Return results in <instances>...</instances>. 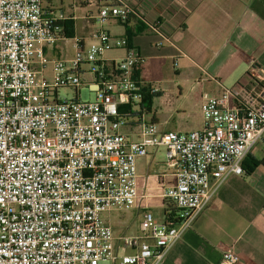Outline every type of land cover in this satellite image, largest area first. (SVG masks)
I'll list each match as a JSON object with an SVG mask.
<instances>
[{"label":"built area","instance_id":"1","mask_svg":"<svg viewBox=\"0 0 264 264\" xmlns=\"http://www.w3.org/2000/svg\"><path fill=\"white\" fill-rule=\"evenodd\" d=\"M81 1L98 8L100 24H126L136 14L121 0ZM65 20L46 16L43 0H0V264H165L263 141L264 68L253 62L248 83L203 93L202 129L161 132L141 123L139 141H131L120 132V108L143 100L135 77L141 56L126 38L98 28L86 49L77 41L73 57L51 58ZM120 48L123 57L106 59ZM83 86L93 99L81 101ZM61 89L74 97L62 98ZM157 147L175 172L162 196L177 212L163 224L145 212L138 234L117 238L102 215L133 209L137 160ZM116 240L133 252L118 254ZM240 263L234 247L219 262Z\"/></svg>","mask_w":264,"mask_h":264},{"label":"crops","instance_id":"2","mask_svg":"<svg viewBox=\"0 0 264 264\" xmlns=\"http://www.w3.org/2000/svg\"><path fill=\"white\" fill-rule=\"evenodd\" d=\"M121 2L136 12L126 24L113 19L99 24L98 8L81 0H43V8L48 17L66 18L61 39L47 50L52 58L73 57L67 53L71 41L74 53L77 41L86 49L98 28L113 38H126L137 49L142 58L140 88L150 99L120 108V132L131 141H139L141 123L153 124L161 132L202 129L203 93L217 95L248 83L253 62L264 68V0ZM65 24L72 27V37L66 36ZM124 55L120 48L106 52L105 57ZM263 159L264 138L245 159L243 175L224 182L193 227L168 252L165 264H219L230 247L240 254V264H264V166L259 164ZM165 162L164 147L150 148L137 160L136 205L116 221L111 216L114 212L102 215L117 238L138 234L145 212H156L154 217L161 224L168 219L169 205L162 195L174 185L175 172ZM121 248L125 247L116 240L118 254L133 252L128 248L121 252Z\"/></svg>","mask_w":264,"mask_h":264},{"label":"rangeland","instance_id":"3","mask_svg":"<svg viewBox=\"0 0 264 264\" xmlns=\"http://www.w3.org/2000/svg\"><path fill=\"white\" fill-rule=\"evenodd\" d=\"M67 53H68V55H73L74 54L72 41L69 42V45L67 47ZM51 68L52 67L49 64L47 66V68H46V71H45V75H46V77H47V79L49 81L52 80ZM84 79L87 80V82L92 81V78L89 75H85ZM59 95L62 98L66 97L68 99H71V98L74 97L73 91L70 90V89H61L59 91ZM93 97H94V94L89 91L88 87H86V86L81 87V89H80V99H81V101H89V100L93 99ZM182 131H185V130H182ZM123 213H125V212H119L118 211V212H114L113 214H111V216H112L113 220L116 221V220L121 219L123 216H128V214H123ZM154 215L157 216V213L155 212ZM126 251H127V249L121 248V252H126Z\"/></svg>","mask_w":264,"mask_h":264},{"label":"trees","instance_id":"4","mask_svg":"<svg viewBox=\"0 0 264 264\" xmlns=\"http://www.w3.org/2000/svg\"><path fill=\"white\" fill-rule=\"evenodd\" d=\"M72 29V27H69V26H67L66 24H65V30L67 31V32H65L66 33V36H68V37H72L73 36V34L71 33V32H69V30H71ZM142 69H141V67H138V68H136V70H135V77L136 78H138L139 77V73H140V71H141ZM150 99V96L148 95V94H146V95H143V102L144 103H147L148 102V100ZM147 107H148V105H147ZM248 156H250V154L248 155ZM247 156V157H248ZM246 157V158H247ZM245 161V160H244ZM244 163V162H243ZM260 165H262V166H264V159L259 163ZM244 168V167H243ZM169 205V204H168ZM169 207H170V205H169ZM167 208L166 209V211H165V215L167 216V215H169V216H173L175 213H174V210L173 209H171V208Z\"/></svg>","mask_w":264,"mask_h":264}]
</instances>
